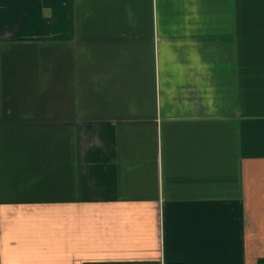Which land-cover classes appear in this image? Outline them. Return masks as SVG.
<instances>
[{"label": "crops", "instance_id": "0c3cea01", "mask_svg": "<svg viewBox=\"0 0 264 264\" xmlns=\"http://www.w3.org/2000/svg\"><path fill=\"white\" fill-rule=\"evenodd\" d=\"M0 264H264V0H0Z\"/></svg>", "mask_w": 264, "mask_h": 264}]
</instances>
